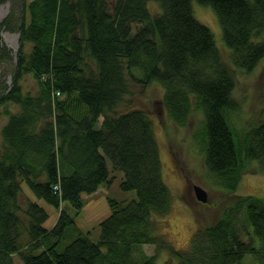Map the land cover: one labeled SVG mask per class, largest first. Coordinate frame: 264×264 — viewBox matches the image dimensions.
Listing matches in <instances>:
<instances>
[{"label":"trees","instance_id":"obj_1","mask_svg":"<svg viewBox=\"0 0 264 264\" xmlns=\"http://www.w3.org/2000/svg\"><path fill=\"white\" fill-rule=\"evenodd\" d=\"M0 1L10 2L0 31L19 37L11 82H0L7 115L0 129V264H15V257L21 264H156L162 250L177 264H247L246 257L264 264V197L235 193L249 167L264 174V122L240 128L231 122L240 106L235 74L192 0ZM198 1L215 12L231 66L254 70L264 59V0ZM7 53L2 47L0 58ZM27 74L34 93L23 90ZM152 82L162 86L175 124L202 116L205 169L237 196L214 222L196 226L186 249L175 248L165 230L173 197L153 114L122 109L130 83ZM112 170L137 197L108 198L110 212L94 241L74 216L82 193L110 182ZM23 183L60 207L50 228L43 206L28 195L21 205ZM66 200L73 214L61 206ZM67 228L77 235L59 248ZM148 243L152 254L142 248Z\"/></svg>","mask_w":264,"mask_h":264},{"label":"rangeland","instance_id":"obj_2","mask_svg":"<svg viewBox=\"0 0 264 264\" xmlns=\"http://www.w3.org/2000/svg\"><path fill=\"white\" fill-rule=\"evenodd\" d=\"M195 16L207 25L213 32L217 45L222 53L223 60L232 68L236 78L234 97L240 101L239 109L230 112L229 117L235 128H240L248 123L264 122V59L252 70L246 73L231 66L228 57V49L222 39V31L217 16L209 5H203L198 0H192ZM153 11L157 8L152 4ZM10 9V2L0 1V21ZM19 37L16 31L2 29L0 31V49H8L5 59L0 58V82L6 79L11 82L12 63L17 59ZM23 90L34 93L37 86L31 76L27 74L23 81ZM131 94L126 95L127 102L122 104V109L141 107L153 114L155 119V131L160 146L162 167L164 166V178L172 192V204L169 213L165 215L167 225L166 233L175 248L186 249L196 226L214 222L221 211L237 197L225 190L218 179L205 169L203 164L204 151L201 143L202 116L195 112L185 126L175 124L167 115L163 103V88L157 82L148 86L130 83ZM9 111H15L16 106L9 103ZM7 120L5 107L0 106V129ZM200 127V128H199ZM199 128V129H198ZM197 131L196 138L193 135ZM254 166L249 167L242 174L235 191L238 195L253 194L264 197V174L255 172ZM113 178L108 183H103L98 190L92 193H82L83 206L74 222L80 232L87 234L92 240L98 241L101 235L100 221L109 214L108 198H115L128 203L137 197L134 189L121 188L122 173L112 170ZM194 185L201 186L207 192V200L201 201L195 194ZM23 194L20 203L24 207L26 196L43 206L48 214L44 225L48 228L54 225L60 212V207L46 202L37 197L31 189L23 183ZM61 206L73 214L75 208L66 200ZM77 234L67 228L62 245L68 243ZM50 241L53 237L49 238ZM48 241V240H47ZM186 247V248H184ZM142 248L149 254L154 253V244H143ZM17 260V257L15 258ZM245 258L247 264H253ZM156 264H177L175 257L166 250L159 252Z\"/></svg>","mask_w":264,"mask_h":264},{"label":"water","instance_id":"obj_3","mask_svg":"<svg viewBox=\"0 0 264 264\" xmlns=\"http://www.w3.org/2000/svg\"><path fill=\"white\" fill-rule=\"evenodd\" d=\"M194 191L199 200L206 201L208 199L207 192L201 186L194 185Z\"/></svg>","mask_w":264,"mask_h":264},{"label":"bare ground","instance_id":"obj_4","mask_svg":"<svg viewBox=\"0 0 264 264\" xmlns=\"http://www.w3.org/2000/svg\"><path fill=\"white\" fill-rule=\"evenodd\" d=\"M53 93H56L57 95H59L60 94V92L59 91H54ZM45 248V247H44ZM16 258V257H15ZM15 261H16V263L15 264H21L20 263V259L17 257V260L15 259Z\"/></svg>","mask_w":264,"mask_h":264}]
</instances>
